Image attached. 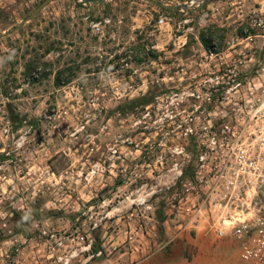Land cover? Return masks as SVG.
<instances>
[{"label": "rangeland", "instance_id": "374dc122", "mask_svg": "<svg viewBox=\"0 0 264 264\" xmlns=\"http://www.w3.org/2000/svg\"><path fill=\"white\" fill-rule=\"evenodd\" d=\"M45 1L0 0V264H247L171 203L188 125L264 75V0H52L22 24Z\"/></svg>", "mask_w": 264, "mask_h": 264}, {"label": "built area", "instance_id": "2783aa9c", "mask_svg": "<svg viewBox=\"0 0 264 264\" xmlns=\"http://www.w3.org/2000/svg\"><path fill=\"white\" fill-rule=\"evenodd\" d=\"M234 94L226 121L188 125L192 164L171 205L179 230L232 238L243 262L264 264V75Z\"/></svg>", "mask_w": 264, "mask_h": 264}, {"label": "water", "instance_id": "95a60500", "mask_svg": "<svg viewBox=\"0 0 264 264\" xmlns=\"http://www.w3.org/2000/svg\"><path fill=\"white\" fill-rule=\"evenodd\" d=\"M50 1H52V0H46L30 17H28L27 19H25L24 21H23V23L22 24H24L27 20H29L32 16H34L36 13H37V11H39L46 3H48V2H50ZM74 1H83V2H89V3H91V4H102L103 2H105V1H107V0H90V1H87V0H74ZM157 3H159V5L161 6V7H163V8H167V9H177L178 7L177 6H170V7H167V6H165L161 1H159V0H155ZM179 7H181V8H184V9H187V8H189V6H186V5H183V6H179Z\"/></svg>", "mask_w": 264, "mask_h": 264}, {"label": "crops", "instance_id": "0c3cea01", "mask_svg": "<svg viewBox=\"0 0 264 264\" xmlns=\"http://www.w3.org/2000/svg\"><path fill=\"white\" fill-rule=\"evenodd\" d=\"M210 239L212 240V238H210ZM205 244L208 246V243H207L206 241H205ZM207 252L209 253V250H207ZM155 254H156V253H155ZM210 254H211V258H210V260H212V261H213V257H215V258L217 259L218 257L221 258L222 255H223V253H212V251H211ZM159 258L162 259V258H163V255H159V256H158V259H159ZM208 259H209V257H208ZM197 263L200 264V263H199V260H197Z\"/></svg>", "mask_w": 264, "mask_h": 264}, {"label": "trees", "instance_id": "16d2710c", "mask_svg": "<svg viewBox=\"0 0 264 264\" xmlns=\"http://www.w3.org/2000/svg\"><path fill=\"white\" fill-rule=\"evenodd\" d=\"M203 43L205 44L207 50L212 51L211 45L205 39H203Z\"/></svg>", "mask_w": 264, "mask_h": 264}]
</instances>
